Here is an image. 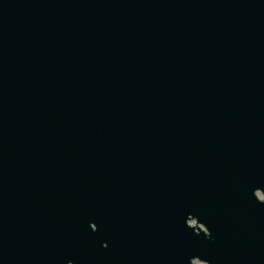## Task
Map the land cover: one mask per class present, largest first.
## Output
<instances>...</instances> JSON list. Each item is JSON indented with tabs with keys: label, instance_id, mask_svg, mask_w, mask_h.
Returning a JSON list of instances; mask_svg holds the SVG:
<instances>
[{
	"label": "water",
	"instance_id": "obj_1",
	"mask_svg": "<svg viewBox=\"0 0 264 264\" xmlns=\"http://www.w3.org/2000/svg\"><path fill=\"white\" fill-rule=\"evenodd\" d=\"M194 261L264 264V0H0V264Z\"/></svg>",
	"mask_w": 264,
	"mask_h": 264
},
{
	"label": "rangeland",
	"instance_id": "obj_2",
	"mask_svg": "<svg viewBox=\"0 0 264 264\" xmlns=\"http://www.w3.org/2000/svg\"><path fill=\"white\" fill-rule=\"evenodd\" d=\"M260 196V194H258ZM193 264H204L202 262L194 261Z\"/></svg>",
	"mask_w": 264,
	"mask_h": 264
}]
</instances>
